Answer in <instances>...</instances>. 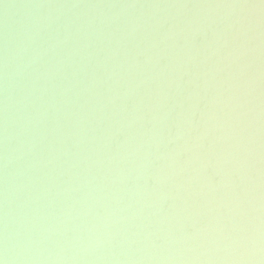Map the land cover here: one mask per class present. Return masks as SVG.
Here are the masks:
<instances>
[{
  "label": "water",
  "instance_id": "water-1",
  "mask_svg": "<svg viewBox=\"0 0 264 264\" xmlns=\"http://www.w3.org/2000/svg\"><path fill=\"white\" fill-rule=\"evenodd\" d=\"M0 264H264V0H0Z\"/></svg>",
  "mask_w": 264,
  "mask_h": 264
}]
</instances>
